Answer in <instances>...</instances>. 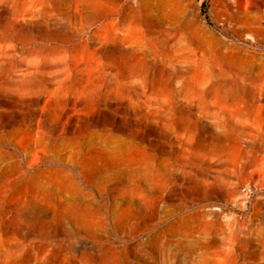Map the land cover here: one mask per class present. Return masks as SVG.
I'll list each match as a JSON object with an SVG mask.
<instances>
[{"label":"rangeland","instance_id":"1","mask_svg":"<svg viewBox=\"0 0 264 264\" xmlns=\"http://www.w3.org/2000/svg\"><path fill=\"white\" fill-rule=\"evenodd\" d=\"M0 264H264V0H0Z\"/></svg>","mask_w":264,"mask_h":264}]
</instances>
